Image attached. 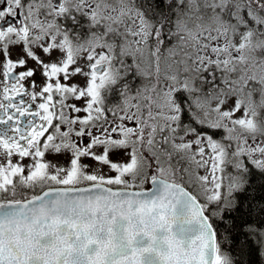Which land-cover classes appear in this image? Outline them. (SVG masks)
<instances>
[{
	"label": "snow or ice",
	"instance_id": "obj_1",
	"mask_svg": "<svg viewBox=\"0 0 264 264\" xmlns=\"http://www.w3.org/2000/svg\"><path fill=\"white\" fill-rule=\"evenodd\" d=\"M0 264H264V0H0Z\"/></svg>",
	"mask_w": 264,
	"mask_h": 264
},
{
	"label": "trees",
	"instance_id": "obj_2",
	"mask_svg": "<svg viewBox=\"0 0 264 264\" xmlns=\"http://www.w3.org/2000/svg\"><path fill=\"white\" fill-rule=\"evenodd\" d=\"M220 231H221V242L224 245V249L227 250L229 245H228L227 240L225 239L226 234L224 233L223 226H221Z\"/></svg>",
	"mask_w": 264,
	"mask_h": 264
}]
</instances>
